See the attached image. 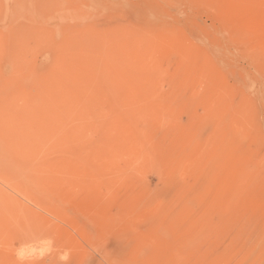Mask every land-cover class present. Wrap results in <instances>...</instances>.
Returning <instances> with one entry per match:
<instances>
[{"label": "rangeland", "instance_id": "1", "mask_svg": "<svg viewBox=\"0 0 264 264\" xmlns=\"http://www.w3.org/2000/svg\"><path fill=\"white\" fill-rule=\"evenodd\" d=\"M0 138V264H264V0H0Z\"/></svg>", "mask_w": 264, "mask_h": 264}, {"label": "bare ground", "instance_id": "2", "mask_svg": "<svg viewBox=\"0 0 264 264\" xmlns=\"http://www.w3.org/2000/svg\"><path fill=\"white\" fill-rule=\"evenodd\" d=\"M1 139V138H0ZM6 139L8 140V138H7V136H6ZM1 142H2V140H1ZM15 142V141H14ZM9 143V142H8ZM0 144H3V142L2 143H0ZM10 144V143H9ZM11 146V145H10ZM14 146V145H13ZM3 147V146H2ZM12 147V146H11ZM13 148V147H12ZM2 149H4V148H2ZM14 149V148H13ZM16 149V148H15ZM14 149V150H15ZM1 151V150H0ZM16 151H17V149H16ZM3 152V151H2ZM2 152H0L1 154H4V152L2 153ZM7 152H9V151H7ZM18 153V152H17ZM0 154V155H1ZM8 154H10V153H8ZM1 156H3V155H1ZM7 157V156H6ZM9 158V157H8ZM3 160V159H2ZM8 161H9V159H8ZM23 161V160H22ZM1 162H4V161H0V168L2 167V163ZM31 162V161H30ZM29 163V162H28ZM16 164V163H15ZM30 164V163H29ZM4 167V166H3ZM29 167V166H28ZM33 168V167H32ZM3 171H4V168H3ZM27 171V170H26ZM31 173V172H30ZM19 178V177H18ZM25 178V177H24ZM4 179V178H3ZM26 181V180H25ZM24 183V182H23ZM1 189V188H0ZM4 192V191H3ZM5 193V192H4ZM6 194V193H5ZM9 195H5V196H1L0 195V202H1V205L0 206H3L4 208L5 207H8V208H14V207H16L17 205V203L16 202H18V203H20V205L22 204L21 202H19V201H17L16 199H15V203H14V199L13 200H11L9 197H8ZM34 202V201H33ZM19 205V206H20ZM18 206V207H19ZM22 207V206H21ZM40 209V208H39ZM38 225V224H37Z\"/></svg>", "mask_w": 264, "mask_h": 264}]
</instances>
